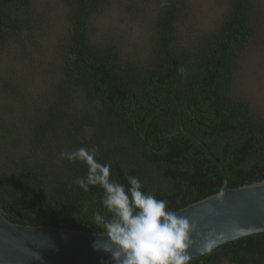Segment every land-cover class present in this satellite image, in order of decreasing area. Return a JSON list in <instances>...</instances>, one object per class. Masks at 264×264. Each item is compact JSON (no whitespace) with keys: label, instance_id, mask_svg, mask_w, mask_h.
<instances>
[{"label":"trees","instance_id":"trees-1","mask_svg":"<svg viewBox=\"0 0 264 264\" xmlns=\"http://www.w3.org/2000/svg\"><path fill=\"white\" fill-rule=\"evenodd\" d=\"M62 1L48 81L27 92L21 64H34L29 39L17 36L41 31L33 0H0V57L12 40L20 66L0 73V212L9 222L103 234L154 221L220 191L203 146L229 188L264 180V119L232 96L257 27L252 0H224L194 50L176 43L183 2L160 0L141 57L96 39L92 20L108 0ZM189 264H264V233Z\"/></svg>","mask_w":264,"mask_h":264},{"label":"water","instance_id":"water-1","mask_svg":"<svg viewBox=\"0 0 264 264\" xmlns=\"http://www.w3.org/2000/svg\"><path fill=\"white\" fill-rule=\"evenodd\" d=\"M203 148L220 172L218 193L116 233L13 224L0 212V264H189L264 233V180L229 188L222 167Z\"/></svg>","mask_w":264,"mask_h":264},{"label":"rangeland","instance_id":"rangeland-1","mask_svg":"<svg viewBox=\"0 0 264 264\" xmlns=\"http://www.w3.org/2000/svg\"><path fill=\"white\" fill-rule=\"evenodd\" d=\"M184 11L176 26V43L180 48L194 50L199 39L212 33L225 11L224 0H181ZM256 19L255 35L244 54L235 65L232 96L245 100L256 116L264 119V0H252ZM160 0H108L105 9L92 20L91 30L97 40H110L121 52L133 56L144 55L152 21L160 10ZM34 18L41 29L38 35L20 34L17 38L28 40V59L21 64L23 83L27 92L39 90L48 76L43 64L53 56L54 45L63 31L64 4L62 0H33ZM42 24V25H40ZM65 26V25H64ZM35 31V30H34ZM10 49L0 57V73L17 71L18 45L11 40ZM135 54V55H134ZM28 75V76H27ZM1 152V149H0ZM2 162V161H1Z\"/></svg>","mask_w":264,"mask_h":264}]
</instances>
